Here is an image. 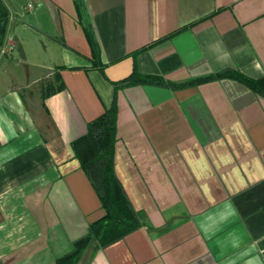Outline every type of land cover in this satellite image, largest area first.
Here are the masks:
<instances>
[{"label": "crops", "instance_id": "obj_1", "mask_svg": "<svg viewBox=\"0 0 264 264\" xmlns=\"http://www.w3.org/2000/svg\"><path fill=\"white\" fill-rule=\"evenodd\" d=\"M2 1L0 264H55L105 215L74 142L114 103L142 224L76 264H264V94L186 83L264 78V0ZM134 71L169 83L125 85Z\"/></svg>", "mask_w": 264, "mask_h": 264}, {"label": "trees", "instance_id": "obj_2", "mask_svg": "<svg viewBox=\"0 0 264 264\" xmlns=\"http://www.w3.org/2000/svg\"><path fill=\"white\" fill-rule=\"evenodd\" d=\"M78 13H81L80 0H74ZM10 18L7 6L0 0V45L4 41L6 27ZM85 32L95 52V64L101 65L91 28ZM220 78H234L255 91L264 94V78H251L236 69L197 78L193 81H208ZM125 85L135 84H167L161 76L141 74L134 71L123 79ZM116 141V107L115 103L105 112L89 123L88 132L74 142L75 153L82 167L90 177L97 190L105 215L93 222L86 235L76 240L68 253L59 257L55 264H76L80 259L89 240L98 239V246H105L123 237L142 224L140 214L133 208L130 200L115 172L114 144Z\"/></svg>", "mask_w": 264, "mask_h": 264}, {"label": "built area", "instance_id": "obj_3", "mask_svg": "<svg viewBox=\"0 0 264 264\" xmlns=\"http://www.w3.org/2000/svg\"><path fill=\"white\" fill-rule=\"evenodd\" d=\"M11 49L12 48H3V49H1V51H2V53L6 54V55H9Z\"/></svg>", "mask_w": 264, "mask_h": 264}, {"label": "water", "instance_id": "obj_4", "mask_svg": "<svg viewBox=\"0 0 264 264\" xmlns=\"http://www.w3.org/2000/svg\"><path fill=\"white\" fill-rule=\"evenodd\" d=\"M1 28V27H0Z\"/></svg>", "mask_w": 264, "mask_h": 264}]
</instances>
